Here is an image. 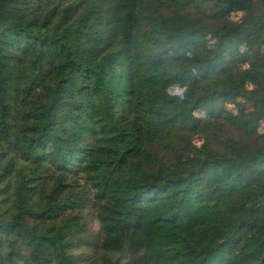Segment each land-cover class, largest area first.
I'll return each instance as SVG.
<instances>
[{
  "label": "trees",
  "instance_id": "obj_1",
  "mask_svg": "<svg viewBox=\"0 0 264 264\" xmlns=\"http://www.w3.org/2000/svg\"><path fill=\"white\" fill-rule=\"evenodd\" d=\"M263 120L264 0H0V264H264Z\"/></svg>",
  "mask_w": 264,
  "mask_h": 264
},
{
  "label": "rangeland",
  "instance_id": "obj_2",
  "mask_svg": "<svg viewBox=\"0 0 264 264\" xmlns=\"http://www.w3.org/2000/svg\"><path fill=\"white\" fill-rule=\"evenodd\" d=\"M256 1V0H254ZM227 17H229L230 19H232L233 21H239L241 20V18L243 17V13L241 12H229L226 13ZM257 86V82L255 79H250L249 80V87L250 88H255ZM167 89L169 90L170 93H180L181 89L179 87H167ZM246 109L247 106L243 103L240 102L237 106H233V107H227L228 108V112H235L236 108L239 107ZM236 113V112H235ZM223 123V121L220 120H210V119H206L204 121V125L206 128L210 129V128H215L217 126H220ZM227 129V133L229 136L237 138V136H239V132L232 130L231 128H229L228 126L226 127ZM260 132L264 133V120L260 126ZM211 140L210 138V133L209 132H204L203 134H200L198 136L193 137V141L197 146H202L204 143L209 142ZM79 215L83 218V223L86 225L87 227V232L84 233L83 235L80 234L79 236H83V237H88L89 240H91L92 242L97 241V239H99L100 237V225L96 219V213L94 211L93 208V202H90L89 205L87 207H85L80 213ZM262 230L261 232H264V223L262 224ZM83 244V243H80ZM249 248H254L256 245V235L252 234L249 235ZM76 254L78 255V260L76 261V264H83L81 263L82 261L89 259L93 254V250H91V247L88 246H84L82 245L77 251ZM94 257V256H92Z\"/></svg>",
  "mask_w": 264,
  "mask_h": 264
}]
</instances>
